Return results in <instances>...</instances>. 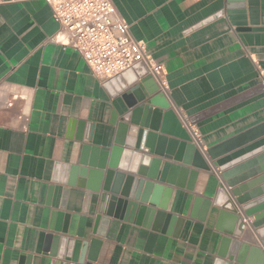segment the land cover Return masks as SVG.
<instances>
[{"label": "crops", "instance_id": "1", "mask_svg": "<svg viewBox=\"0 0 264 264\" xmlns=\"http://www.w3.org/2000/svg\"><path fill=\"white\" fill-rule=\"evenodd\" d=\"M111 2L132 38L164 68L167 91L159 89L158 101L172 113L169 130L177 126L188 136L178 117L185 115L207 150L264 124V46H246L225 15L216 17L225 0ZM258 4L264 26V0ZM59 41L44 1L0 3V264H46L38 251L47 236L90 241L96 232L103 236L95 264H237L225 258L226 229L212 205L221 183L215 169L189 167L194 179L186 175L169 186L165 212L182 219L183 227L112 220L95 228L86 191L70 187L67 175L83 146L79 123L91 127L92 148L113 146L127 112L123 80L93 77L79 54ZM256 164L245 171L246 183L264 176L255 172L264 160ZM256 191L264 198V180L247 194ZM260 208L264 212V201Z\"/></svg>", "mask_w": 264, "mask_h": 264}, {"label": "water", "instance_id": "2", "mask_svg": "<svg viewBox=\"0 0 264 264\" xmlns=\"http://www.w3.org/2000/svg\"><path fill=\"white\" fill-rule=\"evenodd\" d=\"M222 15L246 46H264L258 0H225L223 10L216 17ZM131 72H135L134 76L129 75ZM120 78L127 112L117 123L113 146L109 151L92 148L91 127L79 123L77 138L83 146L77 164L67 175L70 187L86 191L84 197L90 205L95 228L101 229L112 220L153 227H183L182 219L165 212L167 196L172 192L169 186L180 185L179 180L186 175L194 179L197 172L189 167L207 172L215 169L221 183L212 205L219 208L218 221L226 229L225 258L237 264H243L245 259L250 264H264V248H258L248 232L250 228L264 246V212L260 208L264 198H259L257 191L250 193L251 196L247 194L264 176L246 183L249 174L245 172L264 160V138L240 148L263 136L264 124L201 153L177 126L174 130L167 128L172 113L167 111L166 103L158 101L159 88L142 64L126 70L116 80ZM165 142L168 145L163 150L161 146ZM262 171L264 165L255 170ZM206 206H209L207 202ZM250 217L247 224L245 221ZM93 234L97 238L90 241L49 235L45 249L38 251V255L47 260L46 264L53 258H57L56 264H95L101 242L98 238L103 235Z\"/></svg>", "mask_w": 264, "mask_h": 264}, {"label": "built area", "instance_id": "3", "mask_svg": "<svg viewBox=\"0 0 264 264\" xmlns=\"http://www.w3.org/2000/svg\"><path fill=\"white\" fill-rule=\"evenodd\" d=\"M15 0H0V3ZM50 8L59 26V44L77 52L93 77L109 80L137 64L163 92L167 91L164 68L148 54L141 41L132 38L111 0H42ZM264 78V73L262 72ZM192 144L202 153L205 149L195 125L178 114Z\"/></svg>", "mask_w": 264, "mask_h": 264}]
</instances>
